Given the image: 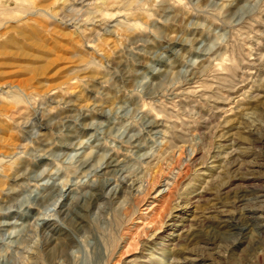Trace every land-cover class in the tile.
I'll return each instance as SVG.
<instances>
[{
    "label": "rangeland",
    "instance_id": "1",
    "mask_svg": "<svg viewBox=\"0 0 264 264\" xmlns=\"http://www.w3.org/2000/svg\"><path fill=\"white\" fill-rule=\"evenodd\" d=\"M0 264H264V0H0Z\"/></svg>",
    "mask_w": 264,
    "mask_h": 264
},
{
    "label": "bare ground",
    "instance_id": "2",
    "mask_svg": "<svg viewBox=\"0 0 264 264\" xmlns=\"http://www.w3.org/2000/svg\"><path fill=\"white\" fill-rule=\"evenodd\" d=\"M155 124H156V123H155ZM171 185H172V184H171ZM94 192H95L94 189H92L90 194L93 195ZM126 193H127V192H126ZM123 196H124V195H123ZM66 232H67V231H66ZM63 233H64V232H63ZM75 233H76V232H75ZM65 234H66V233H65ZM61 249H64V247H61Z\"/></svg>",
    "mask_w": 264,
    "mask_h": 264
}]
</instances>
